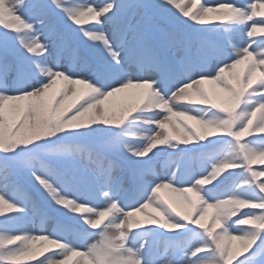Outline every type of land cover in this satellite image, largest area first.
Masks as SVG:
<instances>
[{
    "label": "snow or ice",
    "instance_id": "1",
    "mask_svg": "<svg viewBox=\"0 0 264 264\" xmlns=\"http://www.w3.org/2000/svg\"><path fill=\"white\" fill-rule=\"evenodd\" d=\"M0 264H264V0H0Z\"/></svg>",
    "mask_w": 264,
    "mask_h": 264
},
{
    "label": "rangeland",
    "instance_id": "2",
    "mask_svg": "<svg viewBox=\"0 0 264 264\" xmlns=\"http://www.w3.org/2000/svg\"><path fill=\"white\" fill-rule=\"evenodd\" d=\"M157 171H161V174H162V169H157ZM37 224H38V221H36L35 223L32 222L31 215H30L29 222L26 224L28 229L32 232L42 231L38 229ZM48 230L50 231L51 229H48ZM68 238L71 239L74 243L77 242L76 239H74L72 236H69Z\"/></svg>",
    "mask_w": 264,
    "mask_h": 264
}]
</instances>
